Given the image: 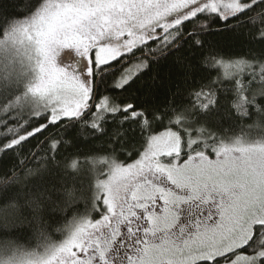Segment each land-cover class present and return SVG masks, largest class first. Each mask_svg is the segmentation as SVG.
I'll list each match as a JSON object with an SVG mask.
<instances>
[{
	"label": "snow or ice",
	"instance_id": "6c2138e0",
	"mask_svg": "<svg viewBox=\"0 0 264 264\" xmlns=\"http://www.w3.org/2000/svg\"><path fill=\"white\" fill-rule=\"evenodd\" d=\"M49 126L0 264H264V0H5L0 153Z\"/></svg>",
	"mask_w": 264,
	"mask_h": 264
},
{
	"label": "trees",
	"instance_id": "16d2710c",
	"mask_svg": "<svg viewBox=\"0 0 264 264\" xmlns=\"http://www.w3.org/2000/svg\"><path fill=\"white\" fill-rule=\"evenodd\" d=\"M0 4H5V0H0ZM234 22V21H233ZM224 22L220 20H214L212 21V26L213 27H223ZM254 47L260 48L262 45L260 44H255ZM167 67V64H162L160 66L161 72ZM216 75L215 72H202L198 73L195 77L197 82H203L207 83L212 77ZM203 77V79H201ZM227 82H225L224 87H227ZM111 95L117 97L118 101H122L123 99L127 98V93H121L119 91L111 93ZM221 96H223V93H221ZM162 98V97H161ZM44 121L42 119H38L35 121H32V126L35 127L40 123H43ZM247 123V122H245ZM111 127V125H109ZM30 130V129H29ZM2 131V129H0ZM56 128L49 126L47 130L44 131V133L41 134H36L34 137H29V139L24 142L23 147H19L17 150H9L7 153H0V172L6 171L9 167L12 165L18 163V160L22 158L23 156H27L30 151H36L38 148H46V144H41L42 141H45V138L48 137L50 134L55 133ZM4 143L3 139H0V145ZM96 146L100 145V141L95 142ZM81 148L83 151H88L90 148H92V145H86L82 144Z\"/></svg>",
	"mask_w": 264,
	"mask_h": 264
}]
</instances>
